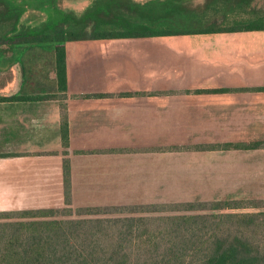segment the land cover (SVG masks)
<instances>
[{
  "label": "trees",
  "instance_id": "trees-1",
  "mask_svg": "<svg viewBox=\"0 0 264 264\" xmlns=\"http://www.w3.org/2000/svg\"><path fill=\"white\" fill-rule=\"evenodd\" d=\"M59 1L38 0L48 14L32 25L21 20L28 2L0 0V44H52L57 82L55 93L0 97V101L64 100L67 42L132 38L154 43L170 36L264 30V10H245L250 0H93L78 14L60 7ZM236 90L243 89L196 92ZM248 90L264 91V86ZM60 107L66 155L69 128L64 103ZM263 144L264 140L202 142L149 150H251ZM63 175L66 207L0 212V264H264L263 199L130 204L121 200L70 208L67 159Z\"/></svg>",
  "mask_w": 264,
  "mask_h": 264
},
{
  "label": "crops",
  "instance_id": "crops-1",
  "mask_svg": "<svg viewBox=\"0 0 264 264\" xmlns=\"http://www.w3.org/2000/svg\"><path fill=\"white\" fill-rule=\"evenodd\" d=\"M190 36L199 40L198 53H196V49L188 46L175 47L173 42H169L171 41L169 40L170 38H178L179 36L165 37L167 41L160 40L154 43L139 39H129L136 43L134 45L137 48L145 50V58L149 63H159L161 67L165 68L164 77L171 74L172 77L175 75V78H178V75L186 74V71L192 69V75H189L188 83L185 85L178 84L176 89L166 87L165 89L155 90L150 86L121 91L119 95H113L114 93L111 91H100L95 94H108V96L73 97L71 96L73 95L71 90H74V88L68 73V49L65 45L68 77V97L66 100L0 101V212L66 207L64 202V159L68 160L70 166L71 198L74 193V181L77 178L91 185L96 176L101 179L106 177L107 180H111V186L117 184L118 195H122L119 180L116 181L112 177V175L120 176V170L111 169L110 173L109 169L104 165V161H112L115 164L114 160L120 159L127 154L126 150L122 152L121 144L105 145L100 147L101 149L99 150L97 148L93 150L89 148L75 149L72 147L73 136L75 135L73 132L78 131L81 134L88 131L87 126L92 121L89 119L84 121L83 115L87 114L85 108L93 103L97 106H110L117 98L132 101L143 100L145 102L152 99L171 101L175 100V98L193 97L191 106L195 109H193L194 114H198L196 115V121L185 118L181 111L170 110L168 105L160 110V114L167 117V114L171 112L170 117H174L171 118L174 122H170V124L172 127L176 126V130L206 132L209 133V137H212V139L217 138L215 136L216 133L226 132V136L227 133H239L240 135L239 139L237 138L236 140L232 138L233 140L223 139L218 141L219 139L217 138L214 141L205 139L207 141L204 140L202 142L264 140V91L248 90L264 86V30L193 34ZM153 59L154 61H152ZM99 60L100 62L103 60L101 56ZM205 68H207V74H197L198 70ZM15 70L17 75L13 77L8 74V66L5 65L0 68V97L34 94L33 91L23 90L24 76H20L17 68ZM53 79V90L49 91L51 93L57 92L55 65ZM107 79L109 80V77L105 78V80ZM144 80L145 85L152 84L150 82L151 78L147 79L145 77ZM78 82L80 84L84 83V79ZM41 87L44 88L45 86H40V89ZM205 88L243 90L209 93L196 92L198 89ZM42 90L47 91L46 89ZM154 91H161V94H151ZM124 92H131L132 95H122ZM61 103H64L66 107L69 128V146L66 155L63 154L60 136ZM116 110L117 114L115 116L113 114L111 117H108L106 112V118L108 117L112 123H105L102 120L97 125V128L101 129L105 125L115 129V127L120 126L121 120L119 117L121 113L118 108ZM122 111H126V109ZM152 111L153 107L149 111H144V117H148L149 121L145 124L149 127L152 125L153 120ZM203 113L207 116H204ZM149 127L147 129L150 130L151 128ZM162 129L169 130L167 127ZM189 143L195 142L190 141L186 144ZM177 144L180 143L177 142ZM136 146L139 147L136 148ZM151 147L150 144L144 146L135 145L134 150L131 152L134 155L147 156L153 154V151L149 150ZM256 150H264V144L251 150H173L163 151L162 154H165V152L193 153L195 156L200 153L208 154L209 160H213L211 164L220 167V171L217 168L212 169L213 176H210V178L224 181L227 187L226 181H231L232 179H255V177L249 176L247 169L242 172L233 167L229 168L230 162L228 159H231L232 162L234 154H255ZM216 159H222V161H216ZM81 161L84 162L81 163ZM261 161H264V157ZM112 166L110 165V167ZM130 187L133 188L132 186ZM210 194L216 196L215 198L217 199L218 196H233L241 193L237 194L233 189L230 191L229 189H224L222 192ZM133 195L140 196L142 194L134 193ZM114 198L110 201L97 202L99 204L89 202L77 205L69 204L67 206L73 208V206L105 205L121 202V196Z\"/></svg>",
  "mask_w": 264,
  "mask_h": 264
},
{
  "label": "rangeland",
  "instance_id": "rangeland-1",
  "mask_svg": "<svg viewBox=\"0 0 264 264\" xmlns=\"http://www.w3.org/2000/svg\"><path fill=\"white\" fill-rule=\"evenodd\" d=\"M18 1H26L25 3H29L21 19L24 24L37 25L46 18L48 13L37 3L38 0ZM92 1L60 0L58 4L63 9L78 14L83 12ZM193 1L201 3L204 0ZM245 10H264V0H250L249 6ZM190 35L193 34H188V36L179 35L178 38H170L169 40L171 41L169 42H173L175 47L188 46L196 49L197 51H195L198 53L199 40L193 39V36ZM161 41H167V38L164 37ZM134 44L136 43L129 39L67 43L68 73L74 88V90H71V94H73L71 96L83 98L84 96H90L100 91H111L114 93L113 95H119L121 91L150 86L155 90L165 89L166 87L176 89L178 84L185 85L188 83L189 75H192V69L186 71V74L178 75V78H175V75L172 77L171 74L164 77L163 72H165V68L161 67L159 63H149L145 58V50L137 48ZM100 56L103 59L101 62L99 60ZM103 62H105V66L104 64L102 65ZM5 65L8 66L9 76L15 77L17 75L15 72L16 68L20 76H24L23 90L34 92V94L29 95L47 94L53 90L54 48L52 44L11 45L7 42L2 43L0 44V68ZM206 72L207 68L200 69L197 71V74L205 75L207 74ZM108 77L109 80H105ZM145 77L147 79L151 78V85L144 84ZM81 79H84V83L80 84L78 81H81ZM40 86L45 87H41L40 89ZM42 89H46L47 91ZM67 97L68 94L66 93ZM192 100L193 97H181L171 101L152 99L144 102L143 100L132 101L117 98L110 106H97L94 103L88 105L85 108L87 114L83 115V120L89 119L92 122L87 126L88 131L82 132L81 134L78 131L73 132L75 135L73 136L72 147L75 149L89 148L93 150L97 148L99 150L101 149L100 147L105 145L121 144L122 152L126 150L125 152L127 154L123 155L120 159L114 160L115 164L118 165L113 164L112 161H104V165L109 169L110 173L111 169L120 170V176H117L118 178L116 175H112V177L116 181L119 180L122 195H118L117 184L111 186L112 181L107 180L106 177L101 179L99 176H96L91 185L77 178L74 181V193L73 197L70 198L69 204L77 205L79 203L89 202L99 204L97 202L110 201L114 197L120 196L124 204L133 203L132 201L138 203L145 201L212 200L216 199V196L210 193H219L224 191V189H229V191L233 189L237 194H241L218 196L217 199L231 197L264 200V177H262L264 176V161H261L264 157V150H256L254 152L255 154H234L232 162L231 159H228L230 162L228 165L229 168L233 167L242 172L247 169L249 176L255 177V179H232L231 181H226L228 188L225 186L224 181L210 178V176H213L212 169L217 168L220 171V167L211 164L213 160H209L208 154L200 153L196 154V156L193 153L165 152V154H162L159 151H153V154L147 156L132 154L131 151L134 150L135 145L144 146L150 144L152 147H171L177 144V142L182 145L190 141H194L195 143L202 142L205 139L209 141H214L217 138L219 139L218 141L232 138L234 140L239 139V133H227V136L226 132L216 133L215 136L217 138L212 139V137H209V133L206 132L176 130V126L172 127L170 124V122H174L171 120L174 117H170L171 112L167 114V117L160 114V110L168 105L170 110L181 111L185 118L187 117L192 119V121H196V115L198 114H194V108L191 106ZM152 107L153 120L152 125L149 127L145 124L149 121L148 117H144V114ZM116 108L121 113L119 117L121 120L120 126L113 129L110 126L104 125L101 129H98L97 125L102 120L105 123H112L108 117L117 114ZM125 109L126 111H122ZM132 109H134L133 112H131ZM106 112L108 114L107 118ZM203 115L207 116L204 113ZM147 127L151 129L149 130ZM163 127H167L169 130H163ZM193 127L196 129L195 126ZM138 147L136 146V148ZM216 161H222V159H216ZM83 162L81 161V163ZM110 165L113 166L110 167ZM134 193L142 195L135 196L133 195Z\"/></svg>",
  "mask_w": 264,
  "mask_h": 264
}]
</instances>
